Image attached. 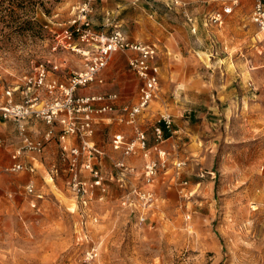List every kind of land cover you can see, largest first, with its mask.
Wrapping results in <instances>:
<instances>
[{"label": "rangeland", "instance_id": "obj_1", "mask_svg": "<svg viewBox=\"0 0 264 264\" xmlns=\"http://www.w3.org/2000/svg\"><path fill=\"white\" fill-rule=\"evenodd\" d=\"M16 2L10 17L0 16L2 103L23 102L26 79L42 68L66 81L85 66L56 38L78 15L82 0ZM254 2L120 0L119 17L103 20L92 18L97 6L91 1L94 30L118 26L130 42L155 49L158 92L134 125L121 120L116 105L109 118L98 119L100 146L95 131L89 141L100 151L94 163L106 191L96 188L88 197L69 185L59 123L50 141L57 143L52 156L60 166L48 175L46 166L28 162L44 161V150L24 151L27 168L11 172L22 142L17 124L0 114L15 125L17 138L10 142V165H0V264H264V34L252 22L255 36L222 49L209 31L219 24L213 16L228 7L244 15ZM49 127L31 120L26 134L42 140ZM137 128L145 134L144 149L131 156L114 149L118 133L132 141ZM0 138V149L8 147ZM67 144L80 146L81 140L70 137ZM84 161L81 156L78 169L89 182ZM119 162L133 172L117 168ZM150 162L157 163L152 184L145 177ZM144 192L154 195L149 205Z\"/></svg>", "mask_w": 264, "mask_h": 264}, {"label": "built area", "instance_id": "obj_2", "mask_svg": "<svg viewBox=\"0 0 264 264\" xmlns=\"http://www.w3.org/2000/svg\"><path fill=\"white\" fill-rule=\"evenodd\" d=\"M82 1L78 15L66 29L57 33L56 38L59 41L60 49L77 53L84 58V68L72 73L66 81L50 77L49 69L42 68L36 76L26 79L22 91L23 102L15 103L12 99L6 103L0 102V114L5 120H13L17 124L18 136L22 142V146L12 155L13 163L9 168L11 172H20L27 168L21 160L25 154L24 151L43 152L46 143L55 136L54 125L59 123L62 127L59 142L62 144L63 159L69 161V185L78 196L88 197L94 195L96 188L102 192L106 191L103 173L95 167L94 163L100 151L91 145L89 140L94 134L96 121L105 114L114 111L116 107L114 102L118 96L115 94L78 96L77 90L87 88L94 83L103 84L102 74L116 53L135 52L134 56L129 59V69L135 72L141 80L139 99L134 106L124 105L121 107V120L134 125L136 117L150 106L149 104L158 92L159 73L155 62H153L156 56L153 47L141 42H130L118 26H115L109 33H100L94 30L91 20L92 0ZM251 13L252 22L264 34V0H255ZM222 19L223 14H217L211 20L220 23ZM57 69V66H54L52 72H58ZM31 120H42L50 126L42 140L33 141L27 136L26 124ZM135 135V140L132 141L126 140L123 135H116L113 139L114 149L123 151L126 156L135 155L137 150L146 147L144 132L137 128ZM70 137L80 139L81 145L69 148L67 140ZM4 144L5 140L0 138V146ZM81 156H85L82 169L91 175L89 182L81 179L78 169ZM116 167L123 172H133V169L127 167L123 162L117 163ZM55 172L58 173V169H55ZM156 172V162L146 165L145 177L148 184H152ZM28 190L33 192L31 187ZM142 194L145 205L153 202L154 195L150 192Z\"/></svg>", "mask_w": 264, "mask_h": 264}, {"label": "crops", "instance_id": "obj_3", "mask_svg": "<svg viewBox=\"0 0 264 264\" xmlns=\"http://www.w3.org/2000/svg\"><path fill=\"white\" fill-rule=\"evenodd\" d=\"M254 2V0H253ZM136 5V2H133ZM95 12L92 15V18L95 16H102L103 20L110 19L115 20L118 18V14L120 12L119 8L121 6L120 0H96ZM230 8V9H229ZM252 4L250 8L243 15L239 13L237 7H228L229 10L224 14V19L219 24L215 26H210L209 31L211 35H213V39L216 45H221V48H229L232 46L241 47L244 43L248 42L250 38L255 36L258 31L256 26L251 21L252 15ZM139 9V6L136 7ZM119 21V20H118ZM137 21V20H136ZM120 23V22H119ZM100 32V31H98ZM100 33H109V32H100ZM125 34V33H124ZM128 39L127 35L125 34ZM129 40V39H128ZM130 41V40H129ZM149 46V45H148ZM133 52H118V55H115L110 62L109 66L104 70L102 74V78L104 80L103 84L94 83L89 86L91 89L88 92L89 87L81 88L77 90L76 94L78 96H91V95H117L118 98L114 102L117 107H123L124 105L133 106L135 102L139 99V91H140V79L138 76L129 69L128 60L133 55ZM58 74V73H57ZM234 74V73H232ZM57 78L61 81H64L63 78L57 75ZM137 103V102H136ZM115 107V108H117ZM112 114H105L102 119L105 120L109 118ZM101 120V119H100ZM97 120L95 123V136L98 133L99 121ZM32 129V128H31ZM36 130V129H35ZM43 130V129H42ZM97 132V133H96ZM117 135H122L121 133ZM94 136V142L99 144L100 137L97 135ZM124 136V135H123ZM0 137L6 139L9 143V146L6 148L0 149V165L6 164V166L10 165V156L9 152L12 150V146H10V142L17 143L15 125L12 122H3L0 119ZM125 137V136H124ZM168 141V140H167ZM96 143V144H97ZM57 143L55 141H50L46 143L44 154V161L40 158L37 160H33L32 158L28 160L29 163L33 165V167L37 168L36 163H39L45 167L47 174L49 175L52 169L55 166L59 165V160L56 156H52L55 149H57ZM15 148L17 145L14 146ZM48 153V154H47ZM55 153V152H54ZM38 158V157H37ZM98 165V162H96ZM60 166V165H59ZM38 169V168H37ZM50 169V171H49ZM38 173H35V175ZM34 175V176H35ZM59 178V177H57Z\"/></svg>", "mask_w": 264, "mask_h": 264}, {"label": "trees", "instance_id": "obj_4", "mask_svg": "<svg viewBox=\"0 0 264 264\" xmlns=\"http://www.w3.org/2000/svg\"><path fill=\"white\" fill-rule=\"evenodd\" d=\"M18 4L16 0H0V16L10 17Z\"/></svg>", "mask_w": 264, "mask_h": 264}]
</instances>
